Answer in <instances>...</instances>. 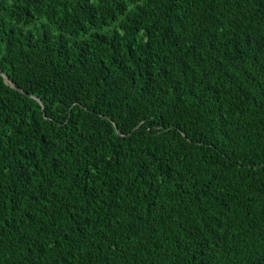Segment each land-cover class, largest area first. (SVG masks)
<instances>
[{
    "label": "trees",
    "instance_id": "16d2710c",
    "mask_svg": "<svg viewBox=\"0 0 264 264\" xmlns=\"http://www.w3.org/2000/svg\"><path fill=\"white\" fill-rule=\"evenodd\" d=\"M0 264H264V0H0Z\"/></svg>",
    "mask_w": 264,
    "mask_h": 264
},
{
    "label": "water",
    "instance_id": "95a60500",
    "mask_svg": "<svg viewBox=\"0 0 264 264\" xmlns=\"http://www.w3.org/2000/svg\"><path fill=\"white\" fill-rule=\"evenodd\" d=\"M7 81H8V79H7ZM12 87H13V88H16V87L14 86V84L12 85Z\"/></svg>",
    "mask_w": 264,
    "mask_h": 264
}]
</instances>
